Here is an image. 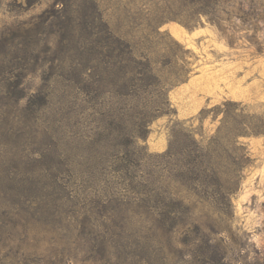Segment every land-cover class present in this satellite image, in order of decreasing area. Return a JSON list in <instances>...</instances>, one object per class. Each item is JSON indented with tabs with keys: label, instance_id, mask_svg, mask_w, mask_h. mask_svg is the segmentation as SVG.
Returning <instances> with one entry per match:
<instances>
[{
	"label": "rangeland",
	"instance_id": "1",
	"mask_svg": "<svg viewBox=\"0 0 264 264\" xmlns=\"http://www.w3.org/2000/svg\"><path fill=\"white\" fill-rule=\"evenodd\" d=\"M58 1L0 0V264H264V135L236 180L182 151L264 116V0Z\"/></svg>",
	"mask_w": 264,
	"mask_h": 264
},
{
	"label": "trees",
	"instance_id": "2",
	"mask_svg": "<svg viewBox=\"0 0 264 264\" xmlns=\"http://www.w3.org/2000/svg\"><path fill=\"white\" fill-rule=\"evenodd\" d=\"M58 1L56 4L61 6L59 10L53 12L54 14L50 13L49 17V25L52 26L55 21L62 19V8L63 6L67 5V11H72L70 5V0ZM68 1L70 2L69 4ZM88 1V3L92 6V12L88 16L87 13L83 8L79 11L82 20L88 22L90 17L97 16L98 19L102 18V12L99 10L97 0H84ZM249 0H197L198 7H200L199 15L207 16L215 15L214 13L217 12L215 10L221 4L223 6H228V8L232 9V11L225 12L223 8L222 12L225 15H233L235 19L244 21V17L252 16L251 6L248 3ZM231 2H236L237 5L231 4ZM83 6V5H81ZM215 8V9H214ZM61 10V11H60ZM65 10V9H64ZM66 11V10H65ZM76 12V11H75ZM217 26L220 22L228 21L227 19H220L217 16ZM255 17V16H254ZM211 18V20L215 19ZM84 21V22H85ZM85 22V23H86ZM258 52H262L260 49L257 50ZM47 96V95H46ZM215 114L221 115L219 120V126L213 136L210 137L208 146L206 148H202L198 145L192 144H185L182 148V151H187L189 153H195V158H198L199 155L202 157H207L208 159H215L216 162L209 168L211 174L215 176V179L218 180L217 175L223 176V174L228 173V168L231 167L233 169V178L236 180V174L239 173L243 167L249 164L250 158L248 156V152L244 149L242 143H239V138L246 137V136H259L264 135V116L259 115H251L250 113H246L242 108H240V104L233 103V101H226L222 103L220 106L214 109ZM194 164V161H187L183 164V167L188 165ZM206 172V171H203ZM225 178V177H224ZM216 253L213 256L216 260H213L209 264H220L222 260V252L219 250H215Z\"/></svg>",
	"mask_w": 264,
	"mask_h": 264
},
{
	"label": "crops",
	"instance_id": "3",
	"mask_svg": "<svg viewBox=\"0 0 264 264\" xmlns=\"http://www.w3.org/2000/svg\"><path fill=\"white\" fill-rule=\"evenodd\" d=\"M163 143L162 142H155L154 143V145H153V148L155 149V150H161V149H163Z\"/></svg>",
	"mask_w": 264,
	"mask_h": 264
}]
</instances>
